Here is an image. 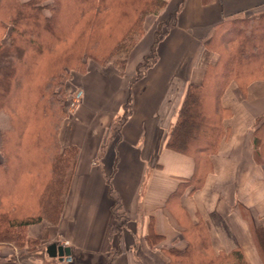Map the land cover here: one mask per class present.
Segmentation results:
<instances>
[{
  "label": "crops",
  "instance_id": "1",
  "mask_svg": "<svg viewBox=\"0 0 264 264\" xmlns=\"http://www.w3.org/2000/svg\"><path fill=\"white\" fill-rule=\"evenodd\" d=\"M263 8L264 0H181L154 61L139 75L153 31L132 47L122 73L94 68L75 77L76 103L59 131L63 146L77 148L61 213L55 224L26 228L31 237L47 230L43 264H167L161 247L184 248L182 232L197 220L216 251L230 241L247 264H264V161L251 136L264 114V78L250 82L243 98L232 83L224 90L228 136L206 162L166 145L188 86L202 78L214 26ZM127 100L128 115L116 128ZM194 174L203 179L191 189L184 181ZM118 204L120 219L113 213ZM149 229L160 242L149 244ZM0 264H19L11 245H0Z\"/></svg>",
  "mask_w": 264,
  "mask_h": 264
},
{
  "label": "trees",
  "instance_id": "2",
  "mask_svg": "<svg viewBox=\"0 0 264 264\" xmlns=\"http://www.w3.org/2000/svg\"><path fill=\"white\" fill-rule=\"evenodd\" d=\"M161 5V0H0V65L5 63L0 66V110L6 119L0 123V245L37 250L47 230L31 237L27 226L42 220L52 225L60 216L77 153L75 145L63 146L59 139L66 116L58 96L63 74L85 72L88 59L104 64L111 57L122 73L143 33L142 17L156 14ZM6 23L11 30L3 39ZM162 34H155L137 75L140 67L154 61ZM204 49L208 59L202 78L188 86L166 145L206 162L228 136L223 125L228 111L220 104L224 90L232 83L235 95L243 98L250 82L264 78V8L217 23ZM45 60L47 69H31ZM17 63L25 72L14 79ZM128 105L129 100L116 127L128 115ZM251 136L255 155L264 159V114L255 119ZM202 179L194 174L184 184L195 189ZM118 209L119 204L113 213L120 219ZM182 234L183 249L164 248L167 264H247L231 242L216 251L202 221ZM146 240L155 244L161 236L149 229ZM19 264L34 263L25 256Z\"/></svg>",
  "mask_w": 264,
  "mask_h": 264
},
{
  "label": "rangeland",
  "instance_id": "3",
  "mask_svg": "<svg viewBox=\"0 0 264 264\" xmlns=\"http://www.w3.org/2000/svg\"><path fill=\"white\" fill-rule=\"evenodd\" d=\"M161 2H162V5L156 14L155 13H146L142 17L141 31L143 33L140 36V38L145 34V31L146 32L147 31L148 32L153 31V38H155V34H159V35L162 34L169 26H171L174 23L175 11L177 10L178 5L181 2V0H161ZM45 13L47 14V11H45ZM4 27L6 28V32H5L3 39H5L9 35V32L11 30V25L9 23H6ZM1 64L3 65L5 63L2 62ZM2 65H0V66H2ZM40 65L44 66L43 67L44 69H47V60H45V62L43 64H41V63H39V61H37L35 66L30 65V67H31V69L34 70ZM17 66H18V63H17ZM94 68L100 69L102 71H108L110 69H117V67L112 63V57H111L110 61L106 62L104 64L98 63L92 59H88L86 61V65L82 68V70L83 69H85V70L94 69ZM77 70H73V69L67 70V72H65L63 74L64 76L62 77V79L60 81V83H61L60 88H58V89H61V93L58 96L61 100H63L62 107L66 111L65 115H67L69 112H71V110L73 109V107L75 106V103H76V100H75L76 95L75 94L77 92V88H76V84H75V77L78 74H81V72H79V69H77ZM24 72H25V68L18 66V70L14 76V79H17L18 77L20 78L21 76H23ZM1 84H2V79L0 77V85ZM15 95H17L16 91H15ZM11 96L12 95H10V98H11ZM0 123L3 125L6 124L5 114L2 110H0ZM115 127H116V125H115ZM111 131H113V128ZM0 141H1V137H0ZM0 159H1V155H0ZM261 160L264 161V159H261ZM18 170H19V168H18ZM18 170H17V172H18ZM20 176H21V173L19 174V177ZM157 242H160V241L157 240ZM226 243H228V240L226 241ZM2 245H6V244H2ZM7 245H11V244H7ZM11 247L14 248L15 255L19 259V262H20V258L26 256L27 260H30L32 263L40 264L39 259H41L43 257V250L41 248V244L38 247L39 251H37L38 249L31 251V250H28L26 247L18 248V247H15L13 245H11ZM171 247H173V246H171ZM225 247H223L222 249H224ZM161 248L163 249L165 247H161ZM181 249H183V248H181ZM37 253H39L41 255V257L38 258L36 256ZM43 263H44V261L42 258L41 264H43Z\"/></svg>",
  "mask_w": 264,
  "mask_h": 264
},
{
  "label": "water",
  "instance_id": "4",
  "mask_svg": "<svg viewBox=\"0 0 264 264\" xmlns=\"http://www.w3.org/2000/svg\"><path fill=\"white\" fill-rule=\"evenodd\" d=\"M66 252H67V249H66Z\"/></svg>",
  "mask_w": 264,
  "mask_h": 264
}]
</instances>
